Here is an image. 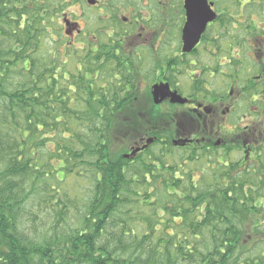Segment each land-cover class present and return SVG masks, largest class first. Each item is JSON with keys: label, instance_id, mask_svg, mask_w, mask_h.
<instances>
[{"label": "trees", "instance_id": "trees-1", "mask_svg": "<svg viewBox=\"0 0 264 264\" xmlns=\"http://www.w3.org/2000/svg\"><path fill=\"white\" fill-rule=\"evenodd\" d=\"M22 15L0 29V264H264V162L239 172L211 160L212 148L168 163L182 151L159 143L152 115L90 104L76 82L90 62L66 61L64 80L58 61L41 58L39 23ZM148 131L158 149L124 159ZM83 168L93 189L79 224L61 233L71 200L50 182ZM33 197L58 207L43 236L25 230Z\"/></svg>", "mask_w": 264, "mask_h": 264}, {"label": "flooded vegetation", "instance_id": "flooded-vegetation-1", "mask_svg": "<svg viewBox=\"0 0 264 264\" xmlns=\"http://www.w3.org/2000/svg\"><path fill=\"white\" fill-rule=\"evenodd\" d=\"M17 10L29 27L45 28L44 42L57 54L42 58L58 61L64 80L66 61L90 62L76 82L88 87L93 106L146 111L155 126L167 121L168 130L152 131L159 143L186 142L175 149L201 154L216 148L236 156L239 172L261 169L264 0H0V29L15 25ZM188 11L201 32L183 52ZM160 86L168 96L155 104L152 90ZM149 133L127 151L147 138L154 144Z\"/></svg>", "mask_w": 264, "mask_h": 264}, {"label": "rangeland", "instance_id": "rangeland-1", "mask_svg": "<svg viewBox=\"0 0 264 264\" xmlns=\"http://www.w3.org/2000/svg\"><path fill=\"white\" fill-rule=\"evenodd\" d=\"M38 28L40 30H42V38L40 39V43L42 44V52L43 55H41L42 57H45L48 52L51 51V48L53 49L54 45H50L47 42H44V39L47 37V31H45L42 27L41 24L37 25ZM46 47H43V46ZM14 80H17V78L15 77ZM161 115L163 116V113H161ZM163 118V117H162ZM159 130H168L169 126L167 124L166 120L160 119L158 121V125L156 127ZM121 149V148H120ZM158 149V147H152L151 150L154 151ZM186 151H182L179 153H174L173 155V159L171 160H167L168 163H171L173 161H177L179 158L185 156ZM232 157V158H231ZM205 157L204 159L206 160ZM212 158V157H211ZM218 159L221 161H225L226 160V156L223 155V151L222 150H218L216 152V156L214 155L213 158L211 160H215ZM231 161H235L236 160V156H230ZM178 165L180 164L179 162L177 163ZM195 166L192 165V168H194ZM197 168V167H195ZM194 171L197 173V175H199L198 170ZM193 171V172H194ZM82 178H77L76 180H73L72 178L74 177H66L65 179H62V176L59 175L58 179H62V182H58L57 179H52L51 185L55 186L56 189H60L61 192L63 194H66V198L70 199L71 202H69L68 200H66L65 198L63 199L64 204L67 206V215L65 218V223H61L62 227H61V233H65L66 231H68V229L74 230L76 228V226L79 224L80 218L82 216V214H84L85 209H86V205L88 202V198L91 194V191L93 189L94 186V182L91 180V172L87 169V168H83L82 171ZM258 181L255 182L254 185H257ZM264 188V187H263ZM262 189V188H261ZM258 194H264V189H262L261 192H259ZM264 202V201H263ZM30 204L26 206L27 209V213L28 215L25 217L26 220V225L25 226V230L26 232H29L30 234H32V236L34 234H36L37 236H43L44 234L49 233L51 230V226L53 225V218H55V213L53 212L58 210V207L54 204L48 202L47 204L44 202H40V200H37L36 198L33 197V199L31 200V202H29ZM53 221V222H52ZM60 233V232H59ZM258 253V251H254L253 254L254 256H256Z\"/></svg>", "mask_w": 264, "mask_h": 264}, {"label": "water", "instance_id": "water-1", "mask_svg": "<svg viewBox=\"0 0 264 264\" xmlns=\"http://www.w3.org/2000/svg\"><path fill=\"white\" fill-rule=\"evenodd\" d=\"M187 1L188 0H186V2ZM200 11L202 12L204 10H200ZM202 13L207 14L206 11ZM187 15L189 18H188L187 24L185 25V28L183 29V37H182L183 52H188L194 47L195 43L198 41L199 33L201 32V30H194L191 28L190 23H191L192 17H194V13L188 11ZM167 96H168V89L166 86L155 87L152 90V99L155 104L161 103L163 99H165V97ZM171 96H172L173 102L183 103V101H181L179 97L176 96L175 94H171ZM153 142H154V139L152 138L147 139L144 146H142L141 148L132 149L130 154H125L122 157L124 159H132L138 152L143 151L144 149H147ZM185 143L186 142H174V146H184Z\"/></svg>", "mask_w": 264, "mask_h": 264}]
</instances>
